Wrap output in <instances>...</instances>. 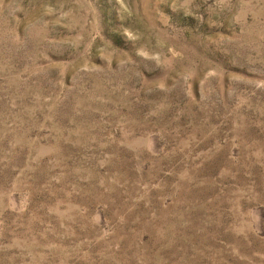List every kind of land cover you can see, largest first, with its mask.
<instances>
[{"label": "rangeland", "instance_id": "obj_1", "mask_svg": "<svg viewBox=\"0 0 264 264\" xmlns=\"http://www.w3.org/2000/svg\"><path fill=\"white\" fill-rule=\"evenodd\" d=\"M0 264H264V0H0Z\"/></svg>", "mask_w": 264, "mask_h": 264}]
</instances>
